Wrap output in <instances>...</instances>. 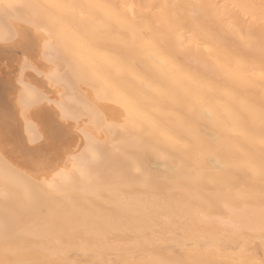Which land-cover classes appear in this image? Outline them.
<instances>
[{
  "label": "bare ground",
  "instance_id": "1",
  "mask_svg": "<svg viewBox=\"0 0 264 264\" xmlns=\"http://www.w3.org/2000/svg\"><path fill=\"white\" fill-rule=\"evenodd\" d=\"M10 2L18 7L0 11V33L16 34V21L24 22L42 46L43 32L37 34L34 27L39 24L60 33L61 54L48 65L51 78L45 83L50 90L41 89L39 98L25 106L13 71L19 57L0 47V110L6 119L18 106L30 116L27 109L32 106L41 110V104L62 98L73 112L88 115L85 108L90 107L101 126L104 120L124 126L99 134V170L111 182L112 173L132 179L138 165L152 175L153 187L145 192L133 186L127 195L169 202L161 213L168 220L156 217L146 233L149 242L132 249L137 264H261L264 236L258 223L264 185L252 168L264 159V23L253 20L258 13L244 7L259 0ZM43 3L77 7L43 15L30 7ZM153 55L167 60V67L161 69ZM89 122L82 119L81 128ZM63 123L66 127L54 131L55 142L45 145L39 144L45 135L38 123L25 117L23 130L30 144L37 145L36 154L46 152L41 155L46 157L45 146L53 152L38 170L6 159L0 148V261L6 264L19 259L110 264L115 253L97 246L79 227L83 213L90 223L97 217L107 221L113 238L122 243L137 239L140 218L107 192L90 203L76 194L73 204L40 195V181L61 186L87 172L77 151L83 150L80 134L75 124ZM67 137L75 139L71 150H65ZM169 167L175 172H168ZM27 190L38 203L21 211ZM229 221L242 224L241 231L233 234ZM53 223L63 245L55 257L46 252L47 226ZM186 233L215 239L216 246L188 251L192 245L182 244ZM72 250L81 256L70 257Z\"/></svg>",
  "mask_w": 264,
  "mask_h": 264
},
{
  "label": "snow or ice",
  "instance_id": "2",
  "mask_svg": "<svg viewBox=\"0 0 264 264\" xmlns=\"http://www.w3.org/2000/svg\"><path fill=\"white\" fill-rule=\"evenodd\" d=\"M97 5H81L79 7H96ZM18 7L17 4L0 0V11L6 12ZM30 7L37 9L38 14H47L52 9H67L75 8L76 5H67L59 3H43L34 4ZM102 7V6H101ZM232 7H237L233 5ZM245 8L255 10L258 17L253 15V20L259 18L264 23V0H259V3L245 5ZM37 34L43 32L41 37L42 46L37 43L32 46L30 40L25 35H17L11 32L0 33V47L6 49H15L19 57L17 65L13 71L16 74V82L21 88V101L25 106L31 104L39 98L41 89L50 90V85L46 84V80H50V76L46 75L48 65L56 62L60 56V33L53 30H46L39 24L34 25ZM31 47V51L29 48ZM152 59L158 64L161 69L167 67V60L156 55ZM7 67V61L3 62ZM261 78L264 79V72L261 73ZM54 103L59 120L61 122H70L75 124L76 131L80 134V145L82 151L78 148L80 159L87 168L86 173H82L78 178L69 180L66 184L61 186H53L47 181H40L42 185L40 195L43 198L51 199L65 204H73L74 195L78 194L83 198L85 203H90L93 199H99L102 192H107L109 195L116 198L120 206L131 212L134 216L140 218V223L136 227L135 235L137 239L131 243H122L113 238V233L107 226V221L97 217L91 223L88 220V214L83 213L85 219L79 227L88 231L89 235L93 237L97 246L110 249L115 253V259L110 261V264H137L133 258L134 253L132 249L139 247L142 243L147 244L149 238L146 233L150 230L148 227L154 222L156 217L168 220L167 216H161V213L169 207L167 200L161 199L157 196L145 197L143 195L138 197H130L127 195L128 189L133 186L138 187L145 192L153 187V177L147 170L140 166L134 167L135 176L132 179H127L119 173H112L113 179L111 182L105 180L103 173L99 170V166L103 161V149L101 146L99 134H102L105 129L113 130L124 127L116 122L103 121V125L99 123L100 119L96 116L90 107H86L85 111L88 113L87 119L89 124L81 128V120L84 119L83 113L73 112L69 109L63 99L49 101ZM260 118L264 121V110L260 113ZM264 143V141H262ZM75 144V139L67 137L64 140L65 150H71ZM168 172H175V168L169 167ZM254 175L259 176L262 185H264V159L261 160L259 167H253ZM8 173L5 172V175ZM261 208L259 212L258 228L262 236H264V186L261 189ZM38 203L37 196L30 190L25 192L23 203L20 206L21 211H26L34 208ZM220 219V218H216ZM220 222H224L221 220ZM230 227L233 229V234L241 231L243 225L235 221H229ZM2 227L6 228L3 224ZM47 238L50 241L46 252L49 256L55 257L60 255L63 251L61 231L53 223L47 226ZM191 244L192 247L188 251H196L200 246L204 245L207 248L216 246V240L205 238L195 233H186L182 244L185 246ZM7 252L15 255L16 251L13 249H6ZM0 264H6L0 261ZM12 264H60L56 260L33 261L27 259H19ZM163 264V262H160ZM264 264V261L261 262Z\"/></svg>",
  "mask_w": 264,
  "mask_h": 264
},
{
  "label": "rangeland",
  "instance_id": "3",
  "mask_svg": "<svg viewBox=\"0 0 264 264\" xmlns=\"http://www.w3.org/2000/svg\"><path fill=\"white\" fill-rule=\"evenodd\" d=\"M16 22H18V24L16 26V29H17L16 34L27 36L30 40L31 45L35 46L38 43L37 37H35V33H33L31 27H29L24 22H20V23H19V21H16ZM22 25H24V26H22ZM20 31H21V34H20ZM12 51H13V53H15L14 55H17L15 49H12ZM29 51H31V49H29ZM13 58L14 57H11L8 59L11 61ZM13 64H14V62L12 63V65ZM10 97H12V96H10ZM45 103L50 104V102H45ZM10 104H13L12 106L14 107L13 101H11ZM51 104L52 105H46V104L44 105V103L41 104L42 108H43L41 110L34 108L35 106H32L33 105L32 104L31 105L32 107L29 110L27 109V113L30 116H26L25 110H24V115H23L21 109L18 106V109H17L18 111H16L15 113H14V111H12L10 114L12 116H7V119H6V115L3 116V113L0 110V148L2 150V153L4 152L7 155L6 156L7 158L5 157L6 159H8V160L10 159L13 162L20 163V166L26 167L27 170H38L40 167L43 166V164L48 159H50L52 157L53 152L50 153L52 151L51 146H48V147L45 146V148H44V150L46 149L49 153L46 157H42L43 154H47L46 152L41 154L42 156L40 154H36L35 150L37 148L36 147L37 145L36 144L31 145L30 144V142L28 140V133L24 132V130H23V123H24L25 117L27 119L34 120L36 123H38V127L41 128L40 130L45 135V139H43V141H41L39 144H45V145L51 144L52 145L55 142V139H57V135L54 133V131H57V130L59 131V129H62V127H66V125L63 122L59 121L58 113L55 112V107H54L55 105L53 103H51ZM46 106H50V107L47 108ZM37 110H39V111H37ZM43 110H45L44 114L46 115V117L44 116L43 113H41V114L38 113V112H42ZM52 110H54V111L51 113ZM47 113H49V114L47 115ZM78 113H80V112H78ZM37 114H40L39 115L40 117H37L38 116ZM84 116H85L84 119H87L88 115L85 114ZM43 119H46L49 122L47 123V121L43 120ZM45 126H48V127H46V129H45ZM49 126H50V129H49ZM48 129H49V131H48ZM69 129H70V127H69ZM113 136H114L113 138H115L114 134H113ZM40 140H42V139H40ZM31 150H32V152H31ZM258 251H259V249H258ZM70 252H69V255H71L70 257H72V258H74L75 254H77L76 257L81 256V254L79 252L76 253V251H73V252H71L72 254Z\"/></svg>",
  "mask_w": 264,
  "mask_h": 264
}]
</instances>
